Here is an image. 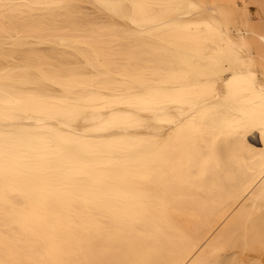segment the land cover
<instances>
[{
    "label": "bare ground",
    "instance_id": "bare-ground-1",
    "mask_svg": "<svg viewBox=\"0 0 264 264\" xmlns=\"http://www.w3.org/2000/svg\"><path fill=\"white\" fill-rule=\"evenodd\" d=\"M245 3L0 0V264H261Z\"/></svg>",
    "mask_w": 264,
    "mask_h": 264
},
{
    "label": "rangeland",
    "instance_id": "rangeland-1",
    "mask_svg": "<svg viewBox=\"0 0 264 264\" xmlns=\"http://www.w3.org/2000/svg\"><path fill=\"white\" fill-rule=\"evenodd\" d=\"M242 1L243 0H236L238 4H241ZM263 2L264 0H246L245 6L252 21L261 20V17H264L262 13ZM243 253L261 255V264H264V254L260 253L259 251H244Z\"/></svg>",
    "mask_w": 264,
    "mask_h": 264
}]
</instances>
